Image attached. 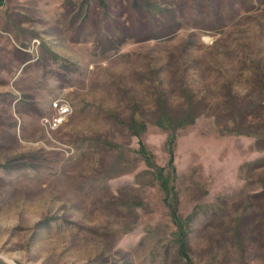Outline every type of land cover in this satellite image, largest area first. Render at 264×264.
Wrapping results in <instances>:
<instances>
[{"label":"rangeland","instance_id":"rangeland-1","mask_svg":"<svg viewBox=\"0 0 264 264\" xmlns=\"http://www.w3.org/2000/svg\"><path fill=\"white\" fill-rule=\"evenodd\" d=\"M230 93L239 108L263 100L258 136L229 132ZM188 95L200 115L177 132L172 185L180 219L193 216L189 256L264 264V0H7L0 264H186L138 149L167 165L162 106L181 116ZM57 98L72 111L48 132Z\"/></svg>","mask_w":264,"mask_h":264},{"label":"trees","instance_id":"trees-1","mask_svg":"<svg viewBox=\"0 0 264 264\" xmlns=\"http://www.w3.org/2000/svg\"><path fill=\"white\" fill-rule=\"evenodd\" d=\"M234 9L231 8L229 12L233 11ZM212 28H216L215 25L207 26V30H211ZM125 41V40H122ZM188 107L186 111L181 116H174L170 113L168 107L165 105L162 106V113L163 116L167 119V126H164L162 120L158 123L162 127L170 130L169 137L167 140V150L169 153V161L166 166H158L154 162L153 155L147 150L146 146L139 141V149L138 154L143 158L146 165L152 169L153 174L158 181V184L161 190L164 193L165 203L169 209L170 215L172 220L176 223L178 228L180 229V253L181 257L186 261V264H193L190 256H189V248H188V238H187V231L186 227L192 220V215L189 216L185 221H182L178 214V194L172 185V181L176 177V167L174 165V145L177 138V132L180 128H183L186 125H192L195 123L197 118L199 117V112L197 111L196 102H194V96L188 95L187 98ZM227 103L231 106L229 111L227 112L228 117L231 118L233 121V128H230L229 132L235 133L237 135H259L253 132L251 125V120L249 116L255 115L257 116L259 111L258 109L262 108L263 100L258 101L257 104H252L251 107L247 108H239L236 107L237 101L236 98L230 93L228 99L226 100ZM257 108H256V107ZM256 109V110H254ZM257 112V113H256ZM262 118V114L260 116ZM263 124V125H262ZM130 130L132 133L137 136L141 137L142 133L146 130V124L140 122L136 124L134 119H131L130 122ZM256 131H263L264 132V118L261 123L256 126Z\"/></svg>","mask_w":264,"mask_h":264},{"label":"built area","instance_id":"built-area-1","mask_svg":"<svg viewBox=\"0 0 264 264\" xmlns=\"http://www.w3.org/2000/svg\"><path fill=\"white\" fill-rule=\"evenodd\" d=\"M37 42V40H35ZM51 114L42 117V124L46 130L53 131L58 129L71 114L70 103L64 98H57L50 104Z\"/></svg>","mask_w":264,"mask_h":264},{"label":"crops","instance_id":"crops-1","mask_svg":"<svg viewBox=\"0 0 264 264\" xmlns=\"http://www.w3.org/2000/svg\"><path fill=\"white\" fill-rule=\"evenodd\" d=\"M7 0H0V7H2Z\"/></svg>","mask_w":264,"mask_h":264}]
</instances>
